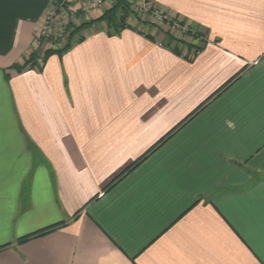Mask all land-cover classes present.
<instances>
[{
  "label": "crops",
  "instance_id": "1",
  "mask_svg": "<svg viewBox=\"0 0 264 264\" xmlns=\"http://www.w3.org/2000/svg\"><path fill=\"white\" fill-rule=\"evenodd\" d=\"M56 1L0 0V264H264V0H148L202 38L132 15L40 65Z\"/></svg>",
  "mask_w": 264,
  "mask_h": 264
},
{
  "label": "built area",
  "instance_id": "2",
  "mask_svg": "<svg viewBox=\"0 0 264 264\" xmlns=\"http://www.w3.org/2000/svg\"><path fill=\"white\" fill-rule=\"evenodd\" d=\"M110 0H90L85 10H94L105 6ZM139 16L151 19V23L156 26L168 25L169 33L175 35L176 32L180 39H186V34L189 28L180 24L176 20L168 18L161 11L151 7L148 0H135L134 4ZM74 19V13L66 6V0H58L54 2L52 7L46 12L39 30L35 33L34 49L40 50H58L61 49L62 42L68 38L69 23ZM198 51H195L192 57L196 56ZM191 57V58H192ZM42 65V60L38 62Z\"/></svg>",
  "mask_w": 264,
  "mask_h": 264
},
{
  "label": "trees",
  "instance_id": "3",
  "mask_svg": "<svg viewBox=\"0 0 264 264\" xmlns=\"http://www.w3.org/2000/svg\"><path fill=\"white\" fill-rule=\"evenodd\" d=\"M132 12L130 10V5L128 3V0H114V3L110 9L104 12L102 17L96 21L83 23L79 26H69V35L67 38L66 45L59 49V50H47L44 52L42 56V61H45V59L55 53H61L65 50H67L73 43H78L83 40L82 31L87 29L90 26L104 23L105 24V31L107 34H118L120 31L124 29H128L129 26L127 24V19L132 16ZM166 36L174 43L179 44L181 46H185L187 48L192 47L190 44H187L186 39L182 38L180 40H176L173 38V36L169 33L166 34ZM189 37L192 40L202 38V36L199 33H194L191 29H189L188 33L186 34V38ZM175 50V49H174ZM196 51H201V48H197ZM179 54L178 52H176ZM36 56H31L27 62L24 63L23 66H14L13 69H15L17 72H21L24 69H26L28 66H31L33 61H35ZM56 226H53L51 228H48L47 230L35 233L33 235H30L22 240L19 241V243L25 242L28 239L35 238V237H41L55 229Z\"/></svg>",
  "mask_w": 264,
  "mask_h": 264
},
{
  "label": "rangeland",
  "instance_id": "4",
  "mask_svg": "<svg viewBox=\"0 0 264 264\" xmlns=\"http://www.w3.org/2000/svg\"><path fill=\"white\" fill-rule=\"evenodd\" d=\"M128 3H129V5H130V10H131L132 14L136 16L137 21L142 22L143 20H147V23H149V24H151V25L153 24V23H151V19H147L146 17L139 16V14L137 13L136 8H135V6H134V4H135V0H128ZM153 25H154V24H153ZM162 26H164V25L162 24ZM173 33H174L175 35L179 36L176 32H173ZM66 42H67V39H65V40L62 42V44H61V48H63V47L66 45ZM58 50H59V49H58Z\"/></svg>",
  "mask_w": 264,
  "mask_h": 264
}]
</instances>
